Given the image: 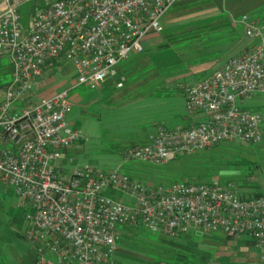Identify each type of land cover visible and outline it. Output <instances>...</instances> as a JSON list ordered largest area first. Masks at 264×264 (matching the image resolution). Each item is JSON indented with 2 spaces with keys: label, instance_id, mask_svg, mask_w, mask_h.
I'll list each match as a JSON object with an SVG mask.
<instances>
[{
  "label": "built area",
  "instance_id": "1",
  "mask_svg": "<svg viewBox=\"0 0 264 264\" xmlns=\"http://www.w3.org/2000/svg\"><path fill=\"white\" fill-rule=\"evenodd\" d=\"M0 1V56L12 67L0 103V183L13 187L26 207L36 264H111L122 229L140 228L162 238L194 230L248 237L264 264V191L245 196L220 176L152 185L120 167L86 164L59 172L54 161L86 140L67 120L70 91L21 111L15 105L39 78L69 63L76 84L101 88L122 61L145 51L148 36L164 31V18L180 0H53L36 11L28 29L19 11L25 0ZM241 22L254 43L208 76L181 85L189 111L202 120L181 129L159 126L151 142L126 151L125 162L160 165L222 143L264 141V23L248 13ZM113 189L131 202L108 195Z\"/></svg>",
  "mask_w": 264,
  "mask_h": 264
},
{
  "label": "rangeland",
  "instance_id": "2",
  "mask_svg": "<svg viewBox=\"0 0 264 264\" xmlns=\"http://www.w3.org/2000/svg\"><path fill=\"white\" fill-rule=\"evenodd\" d=\"M207 4L211 5V9L216 8V10L217 8L225 10L229 5L243 6L247 9L246 13L264 23V0H183L174 10L172 9L173 11L171 10L172 12L170 11L171 13L169 12L170 14L168 13L166 23V17L164 18V31L144 42L146 50L139 53V56L143 55V57L139 60L134 72L138 73V67H151L152 72L139 71L141 72L138 75L141 78V86L146 83V80L154 79H157L153 81L154 86H181L185 83L170 80L173 78L170 70L165 73L167 77L161 80L159 75L163 73L161 69L158 72L157 67H166L168 63L174 62V57L181 56L177 48L187 40L191 24L200 20L202 9ZM47 5L48 0L22 2L19 11L23 28H30L33 15ZM214 9L210 12L217 13L218 11ZM166 41L171 44L175 52L174 57H171L173 53L171 50L156 52L159 49L158 46ZM153 43L155 46L149 47ZM151 53H154L156 63H152ZM135 55L133 54L119 65L128 64L127 62L131 59H135ZM177 63L175 66H178ZM168 68L170 67L163 68V70ZM45 78L47 81L44 85L38 87L35 92L25 94L16 101L15 105L21 111L28 107V104L33 106L38 96L48 97L65 90L70 91L73 106L67 115V120L72 128L86 135V140L71 145L65 159H61L64 170L68 173L78 166L89 164L102 170L120 167L123 171L141 179L145 184L152 185H170L181 181L206 183L220 176L222 180H233L247 191L253 189L252 186L255 183L261 187L264 186V141L251 145L236 142L222 143L160 165L138 159L125 162L126 151L139 142L135 140L134 133L139 131L140 126L134 125L131 121L134 113L133 107L109 106L108 102L102 105L100 101L103 94L102 88L76 84V75L70 63L46 73ZM1 93L3 92L0 89V95ZM183 96L185 97L184 93ZM147 111L150 114V111ZM243 160L252 164V174L241 173L246 164ZM111 192L114 199L123 198L126 203L131 202L128 194L115 189ZM25 214L26 207L20 205L14 188L0 183V264H36L32 253L33 243L26 236L28 223ZM122 230L119 249L111 264L192 263L189 245L183 241L180 242V236L162 238L144 228Z\"/></svg>",
  "mask_w": 264,
  "mask_h": 264
},
{
  "label": "crops",
  "instance_id": "3",
  "mask_svg": "<svg viewBox=\"0 0 264 264\" xmlns=\"http://www.w3.org/2000/svg\"><path fill=\"white\" fill-rule=\"evenodd\" d=\"M182 1L180 0L177 5ZM49 3L51 1L48 0ZM213 9H211L210 4L205 5L202 9L203 13L200 14V20L191 24L189 37L177 48L181 54L180 57H174L175 52H173L168 41L158 46L159 49L156 52L171 50L173 52L171 57L175 58L174 62L168 63L166 66L170 68L163 70L166 67H157V71L159 72L161 69V73H163V75H159L161 80L163 77H167L165 73L170 70L169 72L173 75L170 80L174 79L185 83L196 82L223 66L228 59L254 43L252 39L246 36L245 27L241 22V16L247 12L246 8L229 5L225 10L218 8L216 10L215 8L217 13L210 12ZM169 14L165 18V23ZM153 36L155 35L148 36L144 42L147 39H153ZM155 43L149 47L155 46ZM154 53L149 55L153 60L152 63H156L154 62ZM134 54H136L135 61L131 59L127 62L128 64L117 66L102 83L103 94L100 101L102 105L108 102L109 106L133 107L134 113L131 116V121L134 125L140 126L139 131L134 133L135 140L139 141L135 146L151 142L159 126L181 129L188 127L193 122L202 120L201 114H193L189 111L181 86H154L153 81L157 79L146 80V83L141 86V78L138 76L141 72L139 73V71L145 70L148 71L146 73H150L152 69L151 67H138L139 71L135 74L134 71L143 55ZM176 62H178V66H175ZM11 71L12 67L9 60L0 56V89L3 92L0 95V103L4 99L11 82ZM46 81L45 75L39 78L32 92L44 85ZM43 97L45 96L36 97L35 102ZM28 105L30 106V104ZM146 109L150 111V114ZM68 149L61 159H65ZM61 159L54 161V165L59 172L68 173L64 170ZM239 188L245 196H253L256 192L255 189L247 191L241 186ZM262 190L264 191V186ZM107 193L111 197L113 196L111 190ZM117 200L125 202L123 198H117ZM179 241L189 245L191 264H262L256 243L248 237L234 239L222 233L194 230L180 237ZM35 252L33 245L32 253L36 259Z\"/></svg>",
  "mask_w": 264,
  "mask_h": 264
},
{
  "label": "trees",
  "instance_id": "4",
  "mask_svg": "<svg viewBox=\"0 0 264 264\" xmlns=\"http://www.w3.org/2000/svg\"><path fill=\"white\" fill-rule=\"evenodd\" d=\"M177 5V4H176ZM175 5V6H176ZM243 162H245L246 163V161L245 160H243ZM252 164L251 163H246L245 164V167L243 168V170H242V174H252V172H253V169H252ZM253 189H255L256 190V192L254 193V195L253 196H260L261 194H262V188L263 187H261L258 183H255L253 186ZM251 197H252V195H251ZM184 236V234H182L180 237H183Z\"/></svg>",
  "mask_w": 264,
  "mask_h": 264
}]
</instances>
